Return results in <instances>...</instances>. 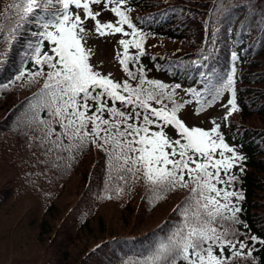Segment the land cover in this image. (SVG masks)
I'll return each mask as SVG.
<instances>
[{"label": "trees", "instance_id": "1", "mask_svg": "<svg viewBox=\"0 0 264 264\" xmlns=\"http://www.w3.org/2000/svg\"><path fill=\"white\" fill-rule=\"evenodd\" d=\"M23 3L24 0H0V57H6L0 60V218L25 199L36 201L41 217L35 223L39 225L40 234L50 235L46 244L50 248L58 231H53V224L49 225L48 221L62 213L56 203L64 193L70 194L69 189L74 188L78 180L68 202L72 204L63 218L65 225L69 223L75 233L89 231L94 219L99 227L100 209L109 204L117 205L121 213L140 218L145 229L133 233L137 221L126 227L124 217L122 222L125 220L126 223L122 234L108 232L102 225L101 233L107 236L102 242L86 247L80 261L89 264H144L164 240L165 234L183 219L176 209L192 195L194 185L185 170L187 186L177 185L167 192H160L163 199L157 201L156 190L140 165L135 166L136 171H128L131 164L126 166L123 161H117L115 154L109 158L103 149L48 151L40 139L41 132L35 125L29 126L28 120L32 114L29 101L43 88L47 66H44L43 75L36 78L29 79L27 75L21 79L16 77L25 67L33 71L38 67L25 55L29 51L28 44L39 39L33 33L42 31L44 21L54 20L53 11L59 3L58 0L50 3L49 0H39V6L26 16L17 34L9 37V31L16 25L17 14L22 15L19 9L10 6ZM167 5L187 8L184 9L186 15L177 28L171 21L164 30L160 28L152 30L149 35L138 36L140 41L145 38L141 43L142 50H139L143 52L135 54L138 59L127 61L134 74L130 81L128 79V84L133 88L136 85L131 82L141 85L140 69L143 68L144 82L141 86L144 88L154 87L148 83L154 80L168 85L167 89H158L159 92L194 89V92L188 91L181 103L172 101L175 92L164 93L160 104L155 100L148 103L160 105L168 111L174 104L179 105L177 113L178 109L191 105L192 110L199 114L219 101L223 94L229 93L232 98L228 89H223L219 96L214 92L216 85L235 68L238 108L228 114L220 133L226 143L246 158L242 161V171L240 165L231 169L237 179L229 189L243 193L242 201L237 204L242 211L237 214L235 222L231 221L229 213H224L228 220L216 219L213 226L219 230L238 231L240 240L250 236L264 240V0H125L123 11L137 24L141 20L148 22L155 11ZM228 12H231L230 17ZM44 44L43 50H48L50 46L46 40ZM173 83L176 84L169 87ZM177 84L179 88L175 87ZM120 90L128 95L123 87ZM107 105L112 106L110 99ZM115 106L122 107L119 101ZM122 110L132 111L131 105ZM140 111L143 112L142 109ZM101 115L109 118L107 109ZM149 127L153 131L164 130L173 139H182L174 131V125L161 122ZM88 130H91V123ZM2 181L3 185L7 183V187H2ZM231 199L235 200V197ZM163 204L172 205L170 214L151 222L152 212L163 208ZM161 232L162 241L159 239ZM245 243L251 246L252 255L235 256L225 264H264V244H254L250 239ZM5 245L0 244V247ZM225 255H230L227 246ZM5 257V253L0 251V264ZM17 261L23 264H70L66 257L58 260L48 256L47 252L26 261Z\"/></svg>", "mask_w": 264, "mask_h": 264}, {"label": "snow or ice", "instance_id": "2", "mask_svg": "<svg viewBox=\"0 0 264 264\" xmlns=\"http://www.w3.org/2000/svg\"><path fill=\"white\" fill-rule=\"evenodd\" d=\"M89 2L90 0H58L62 14H58L55 20L44 21L41 24L42 31L33 33L39 39L29 42V51L25 55L38 67L35 71L25 67L18 72L16 78L21 79L25 75L29 79L41 76L45 65L47 73L43 79V88L29 101V111L32 113L28 117L29 126L35 125L41 132L40 139L49 152L103 149L109 158L115 154L117 161H123L126 166L131 164L128 171L134 172L135 166L140 165L157 192H167L177 185L187 186L184 180L187 170L194 187L191 189L192 195L176 209L183 219L170 233L165 234L164 240L145 259L144 264H225V261L235 256H251L252 248L245 240L250 239L254 244H264V240L257 236L240 240L238 231L219 230L213 226L216 219L228 220L224 213H229L231 221L235 222L237 214L242 211L237 204L242 201L243 193L229 189L237 179L231 169L234 165H240L242 171V161L246 158L234 146L225 142L219 125H214L209 130L189 127L184 119L177 116L179 105L174 104L170 111L163 107H151L148 101L155 100L160 104L164 93L158 89H167L168 85L153 80L148 83L154 87H142L143 68L140 69L141 85L133 88L127 81L123 83V90L128 95L119 91L120 84L95 70L89 63V53L82 44L81 34L85 28L81 15L69 11L70 5H75L77 9L82 6L85 16L95 18L97 14L90 10ZM94 3L100 4L101 0H94ZM109 3L110 0H104L105 6ZM118 4L124 5L125 0H118ZM38 6L39 0H24L22 5L10 6L19 9L22 15L17 14L16 25L9 31V37L17 34L20 24ZM111 11L119 18L118 21L101 23L96 19L95 30L100 34L110 30L128 35L121 25H127L131 29V39L119 40L124 49V59L120 60V64L131 77L134 74L126 63L130 57L128 48L129 45H134L142 50L137 36H143V30L129 19V15L120 6H113ZM45 40L50 46L48 50H43ZM5 58L0 57V60ZM131 59H138V55ZM175 87L179 88L180 85ZM223 89L232 93L229 101L231 107L225 112L227 117L238 108L235 99V68L226 79L216 85L214 95L219 96ZM188 91L195 90L189 88ZM132 96H135V100ZM197 96L199 97L198 93ZM108 99L112 101L111 107L107 105ZM116 101L120 102L121 108L115 106ZM128 105H131L132 111L122 110ZM105 109L108 119L101 115ZM161 122L174 125V131L182 139H173L164 130L153 131L149 127ZM102 125L107 127L102 128ZM226 152L231 155H225ZM177 156L179 158H174ZM226 246L230 253L228 256L225 255ZM244 249L247 251H242Z\"/></svg>", "mask_w": 264, "mask_h": 264}, {"label": "rangeland", "instance_id": "3", "mask_svg": "<svg viewBox=\"0 0 264 264\" xmlns=\"http://www.w3.org/2000/svg\"><path fill=\"white\" fill-rule=\"evenodd\" d=\"M99 4L94 3L93 0L89 2V8L93 11V7ZM103 23L111 21L110 16L104 13ZM112 22V21H111ZM85 31L81 34V40L84 48L89 53L88 60L93 68L99 71L102 75L112 76L120 78L122 76V67L117 64L115 58V51L112 45L105 46L102 41L106 36L100 34L95 37L94 31L95 26L89 25L87 28L84 26ZM121 34V33H120ZM93 35V36H92ZM98 35V34H97ZM123 35V34H121ZM193 34H190L192 36ZM102 37V38H101ZM225 106L220 105L218 108H214L205 114L191 118V112L189 109H185L181 113V119H184L189 126H205L209 127L211 123H215V120L221 118L223 109ZM222 111V112H219ZM1 182V181H0ZM78 180L76 181L74 188L73 186L69 189V195L64 193L57 201V207L62 213L58 217H51L48 221L49 225L53 224V231L56 230V237L53 238L50 248L47 247L48 237L40 234L39 225L35 223L40 220L41 212L39 207L35 205L33 200L25 199L19 204L11 208V210L0 218V244H6L0 247V251L4 252L6 259L3 264H23L17 260L31 259L37 257L41 253L47 252L48 256L57 257L58 260H62L66 257L70 264H89L84 260L80 261L84 249L90 245L98 242H102L107 235H102V225L107 229L108 232L122 234L124 232V223L127 221L126 227L132 226L131 222L136 220L137 224L132 230L133 233L145 231L144 226L140 223V218L135 219L134 216L127 215V213H121L120 208L115 204L105 205L100 209L101 221L97 227V220L94 219L90 223V230L83 231L81 233H75L73 228L67 226L63 222L65 215L72 204L70 195L73 190H76ZM3 185V181H2ZM1 186V185H0ZM2 187H7V183H4ZM163 208H159L157 211H153L151 214V222H157L169 212H171L172 205H162ZM120 209V210H119ZM170 214V213H169ZM123 217L126 221H123ZM49 219V218H48ZM33 221V224L31 222ZM139 222V223H138ZM148 221V223H151ZM125 227V228H126ZM38 233L41 238L38 239ZM127 233V232H126ZM58 244V245H57ZM9 254L7 255V253ZM30 257V258H29Z\"/></svg>", "mask_w": 264, "mask_h": 264}]
</instances>
